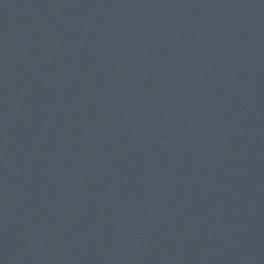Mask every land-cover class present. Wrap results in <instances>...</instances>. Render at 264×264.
<instances>
[{"label":"water","instance_id":"obj_1","mask_svg":"<svg viewBox=\"0 0 264 264\" xmlns=\"http://www.w3.org/2000/svg\"><path fill=\"white\" fill-rule=\"evenodd\" d=\"M47 264H264V0H75Z\"/></svg>","mask_w":264,"mask_h":264}]
</instances>
